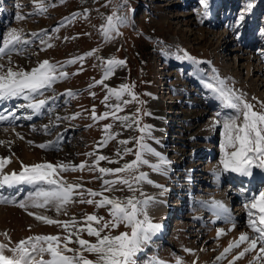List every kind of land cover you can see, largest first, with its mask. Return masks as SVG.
I'll return each instance as SVG.
<instances>
[{"label": "rangeland", "instance_id": "1", "mask_svg": "<svg viewBox=\"0 0 264 264\" xmlns=\"http://www.w3.org/2000/svg\"><path fill=\"white\" fill-rule=\"evenodd\" d=\"M206 4L207 7L200 0H4L0 5V45L12 29H16L22 36V41L10 52L11 64L8 55L0 57V64L5 65L4 70L10 66L13 70L27 71L28 67L35 68L40 62L48 60L56 65L57 74L63 71L68 75L57 79L50 88L42 90V94H36L41 96L38 100L44 99L49 103V113L45 120L39 118L24 122L27 116L25 111L17 112L18 107H12L11 104L10 108L13 109H6L5 104L2 105L0 110L5 115L13 113L15 118L12 116L9 118L14 121L0 123V141L3 138L10 139L11 144L16 143L20 147V134L27 137L24 140L28 143L29 139L33 140L28 145L34 151L29 160L39 161L28 165L44 162L54 165H79L86 162L87 165L83 170L60 171L58 176L65 184L82 185L83 197L74 195L73 202L58 213H54L52 205L46 208L33 207L36 213L51 215L53 220L59 221H71L74 217L78 222L76 227H82L84 217L89 214L103 217L104 221L112 219L109 214L110 206L97 207L95 203L79 202L81 199L99 201L102 198L89 196L86 191L88 189L122 201L133 194L141 200L145 197H152L153 200L161 195L169 206L168 210H163L161 216H155L149 212L148 204V217L153 224L161 227L156 232L149 233L150 239L143 244V251L136 257L137 264H153L154 261L177 264L178 259L182 264H229V255L217 260L224 252L221 237L217 236L213 228L205 229L201 224L196 225L198 220L194 216L200 211L205 219L209 218L211 213L202 201L222 202L223 198H217L221 192L217 191L218 188L223 190L231 186L234 190L242 186L232 183L235 180H230L229 172H224L220 164L222 125L234 113L227 106L211 104L213 113L205 114L202 119L192 123L187 121V113L199 111L200 102L204 105L202 100L206 99V94L193 80L184 79L185 75H192V67L187 71L179 67L183 60L194 62L200 73L206 76L207 82L215 83L214 78L223 79L238 94H245L246 99L255 106L254 110L264 111L260 107L261 102H264V75L260 71H254L249 80L246 66L249 63L251 70L260 68L264 72V0H206ZM249 4L252 5L251 9L248 8ZM40 5L44 10H41ZM113 13L126 18V22H117L116 30L110 31L106 38L103 26L107 24V17ZM18 15L24 19H18ZM199 36L206 39L201 42ZM23 41L29 43L25 44ZM89 52L93 54L86 55ZM186 56L190 58H184ZM80 57L83 59H78ZM109 59L123 60L125 64L114 66L113 74L102 84H98L96 82L104 78L105 71L109 68ZM71 60L76 62L67 63ZM122 84L132 86L136 100H132L128 93H124L119 100L109 95V88L119 89ZM68 90L73 95L69 96ZM105 96H109L107 101ZM156 100L164 101L163 119L175 117L170 124L159 127L154 123L159 118V111L154 107ZM196 100L199 102L190 104ZM124 101L129 103L125 104ZM116 104H120L122 109L117 115L129 117L127 121L116 120L112 116L103 120L93 119V108L96 115L100 116L111 112L112 106ZM175 108L180 112L177 116L167 113ZM210 117L219 122L213 128L209 126ZM51 118L57 124L49 125L46 120ZM43 121L45 124H42ZM106 124L112 125L109 134L114 138L108 140L106 145L98 146L105 139ZM145 125L149 128L142 133L140 129ZM120 141L128 143L122 144ZM141 143L152 149L142 151L143 159L149 163L140 164L132 173L118 175L127 178L143 172L147 174L148 180H158L156 187L141 181L133 184L137 189L135 193L121 184H116L112 191H104L103 181L114 180L117 175H102L98 170H90L97 168L93 163L97 156L108 158L99 161L98 167H123L125 163L135 159V153L141 151ZM41 144H51L52 147L41 148ZM125 149L131 151L126 152ZM8 151L11 157L13 148L10 147ZM208 151L210 154H207ZM156 155L166 157L162 159ZM162 160L168 163H162ZM214 164L222 170L219 182L216 178L212 179L214 174L209 172ZM154 166H158L159 170ZM180 167L181 170H187L184 181L178 177ZM190 179L198 189L193 197L186 199L187 207L178 210L173 203H176L175 199L179 194L175 196L171 189L178 181L187 188ZM216 180L220 183L219 186L213 184ZM257 183L258 187L254 188V192L258 194L264 190V177L256 185ZM33 190L34 187L27 188L22 194L20 192L13 204L7 202L6 205L10 204L11 215L15 213L11 206L26 211L18 205L21 200H27L28 194ZM236 203H233L234 208L238 204ZM246 217L245 220L248 219ZM139 218L143 219V216ZM227 222L224 220L220 225L226 226ZM93 226L100 225L93 222ZM162 226L167 229L164 235L166 238L158 235ZM17 228V225L10 226L9 222L2 224L0 242L4 241L3 233L7 232L14 239V245L29 236L64 237L67 234L62 226L43 221L29 223L26 228L28 235ZM238 228L242 231L249 230L247 224L239 225ZM75 230V227L69 229L73 232ZM110 231L112 235H118L120 232L130 233L131 229L121 224ZM80 236L96 242V237L89 236L86 231L80 233ZM75 240L76 237L73 236V243L68 247L79 248ZM84 255L95 259L93 254L85 252ZM48 258L44 256V259Z\"/></svg>", "mask_w": 264, "mask_h": 264}, {"label": "snow or ice", "instance_id": "2", "mask_svg": "<svg viewBox=\"0 0 264 264\" xmlns=\"http://www.w3.org/2000/svg\"><path fill=\"white\" fill-rule=\"evenodd\" d=\"M201 4L207 7L206 0H200ZM249 4L248 8L251 9ZM41 10L43 6L40 5ZM24 19L23 16L17 17ZM243 19V16H241ZM117 22L125 23L126 18L117 16L115 13L107 17V24L103 26L104 35L107 38L109 32L116 30ZM117 34H119L117 32ZM35 35V34H33ZM22 41L21 34L12 29L3 38L2 45H0V57L8 55L9 64H11L10 52L15 50V45ZM43 43V41H41ZM29 43V41H23ZM95 51V50H93ZM92 52L86 55H92ZM179 58V57H178ZM190 58V57H184ZM78 59H83L80 57ZM75 60L67 63H75ZM108 70L105 71L104 78L96 83L102 84L105 79H108L113 74L114 66L125 64L123 60L109 59ZM62 67V66H61ZM0 64V103L11 101L13 99L23 98L29 101L26 107L32 109L34 112H39L46 104L45 100H34V94H42V90L50 88L51 85L60 78L66 77L68 74L61 71L57 74L56 65L44 60L38 64L37 67L32 68L31 71L13 70L12 67H7ZM215 83L205 82V86L216 94V98L221 100L228 108L233 110L234 114L229 115L223 122L222 141L220 143L221 159L220 164L223 166L224 172L238 173L242 176H252L253 168L264 169V111L254 110V105L250 103L245 94L237 93L234 89L228 87L223 79L214 78ZM91 87V85H90ZM107 88V85H105ZM110 96H115L118 100L124 93H128L132 100H136L132 86L122 84L119 89L109 88ZM69 96L73 95L71 90L67 91ZM92 95H95L92 93ZM109 96H105V101ZM255 99V98H253ZM125 104L129 101H124ZM260 107L264 109V102H261ZM121 105L116 104L112 106L111 112H105L100 116L96 115L95 108L92 111L94 120H103L112 116L113 119L127 121L129 117L118 116L117 113L121 111ZM139 111V109L137 110ZM76 115H79L78 113ZM13 113L9 112L7 115H0V122L9 120ZM31 119V117H28ZM75 118V117H73ZM242 118V119H241ZM138 123V120L136 121ZM219 123V122H217ZM112 125L106 124L104 126L105 139L98 145L104 146L107 141L114 137L109 134ZM47 128V126H45ZM149 126L145 125L140 131L143 133ZM143 140V136L140 137ZM122 144H127L128 141H120ZM6 143L0 141V144ZM31 143V141L29 142ZM41 148L52 147L51 144H41ZM141 151L135 153V159L125 163L123 167L119 168H102L98 167L99 161L108 159L100 155L97 156L93 163L97 168H90L92 171L98 170L103 174H116L117 178L114 180H104V191H112L116 184L125 185L129 191L135 193L137 189L133 184H139L141 181L148 180L147 174L140 172L139 175L129 176L127 178L118 174L132 173L140 164H148V160L143 159L142 151H152L147 145L140 144ZM130 152L131 149H125ZM91 155V153H89ZM158 155V154H157ZM11 162L10 157H0V189L16 186H35L34 190L28 194L27 200H21L19 207L27 209V207L46 208L49 205H54L57 212L65 208L67 204L73 202V196L84 195L82 185L80 184H65L58 178L60 171L68 170H83L87 167L86 162H81L79 165H68L63 163L53 164L50 162L37 163L32 165H23L19 172L12 171L5 172L4 168ZM113 162V161H110ZM162 163H168L162 160ZM156 170H159L158 166ZM216 175V173H214ZM81 189V191H75ZM91 197L101 196L99 201L88 199L87 201L81 199L80 203H95L97 207L110 206L109 214L112 217L109 221H104L103 217H98L95 214H89L84 217V226L76 227L78 222L73 217L71 221L53 220L47 216L35 215L37 220L43 221L47 224H56L62 226L66 235L61 237L59 235H36L29 236L20 240L14 246L0 242V264H137L136 257L138 253L143 251V244L150 239L149 233H154L161 227L159 224H153L147 215V206L152 200V197H145L144 199H137L133 194L126 197L123 201L119 198H110L105 196L103 192H95L91 189L86 190ZM143 195V193H141ZM0 202H14L0 197ZM215 209H224V205L219 201H214L211 205ZM247 210L248 226L255 233L254 237H249L247 233H242L239 238L224 249L217 260L223 259L233 248H238L241 244L247 242V246L233 257L229 264H235L236 260L241 259L246 253L257 249V245H261L255 257L256 261L264 260V191L253 195L248 203L245 204ZM143 219H140V216ZM219 218V214H218ZM93 222L99 224V227H94ZM102 222V223H101ZM121 224L130 228L129 232H120L118 235H112L111 229L118 228ZM76 228L75 232L69 231L70 228ZM233 227L235 225L233 224ZM108 229V232L105 230ZM87 232L89 236L96 237V242H90L81 238L80 233ZM103 233V234H102ZM224 234V230H218L217 236ZM7 237V233H3ZM73 236L76 237L75 243L79 248L73 249L68 247L73 243ZM10 239V238H9ZM191 251V250H186ZM93 254L95 259L87 258L84 253ZM10 253V254H7ZM66 253H72L68 255ZM45 254L49 257L44 259ZM37 257H40L37 259ZM153 264H165L163 261H154ZM177 264H182V261L177 260ZM249 264H252L250 261Z\"/></svg>", "mask_w": 264, "mask_h": 264}, {"label": "bare ground", "instance_id": "3", "mask_svg": "<svg viewBox=\"0 0 264 264\" xmlns=\"http://www.w3.org/2000/svg\"><path fill=\"white\" fill-rule=\"evenodd\" d=\"M204 34H202V35H204ZM205 36H207V35H205ZM200 37H201V40H200L201 42L204 39H206L205 37H202V36H199L198 38H200ZM248 64L249 63H247L246 66L248 68L249 80L252 78V75L254 74V71H257V72L260 71L262 73L261 75H264V72H262L263 71L262 69H260V68H256L255 69L254 68L253 70H251ZM35 66L36 65L34 64V67ZM191 67L193 69V72L191 73L192 75H190V73H189L188 75H185L186 77H184V79L193 80V83L196 86H200V89L206 94V95H204V97L206 96L205 97L206 99L202 100L204 105L201 102L198 103V106H200L199 111H195L194 110L191 113H187L186 120L192 123L194 121H197L198 119H202L205 116V114L210 113L211 110H212L211 104H219V105H221V107L222 106H226V105L221 100L217 99L216 98V94L213 93L210 89H208L205 86V82L207 81L206 80V76L203 75L202 73H200V70L198 69V66L196 64H194V62H190L188 60H183L180 63V67L179 68L187 71L188 68H191ZM32 68L33 67H28L27 71H31ZM263 69H264V66H263ZM173 71H175V70L173 69ZM181 96L177 95V97H181ZM40 97L41 96L39 94L37 96H36V94H34V98L35 99L32 102L38 101V99H40ZM169 97H171V96H169ZM51 101L54 102V99H52ZM163 102H164L163 100H156L155 101V105H154V107L156 109H158V111H159V118L157 120H155L154 123L157 126H159V127L165 126L166 123L170 124V122H172V120H175V117H172V116H170L168 118V120L167 119H163V114H164V106H163L164 103ZM196 102H199V101H197V100L196 101H191L190 104L196 103ZM27 103H29V101H26L23 98H18V99H13L11 101H6V102H3V103H0V107L5 104L4 108L9 109L10 107H7V106L9 104H11L12 106H17L18 107L17 112L18 111H25V113H27L26 114L27 116H26L24 122L25 121L28 122V121L36 120V119H39V118H40L39 120H41V119L45 120L46 119L47 114L49 113V103H48V101H46L45 106L39 112H34L32 109H28L26 107H19L21 105H26ZM204 106H206V108ZM196 109H198V108H196ZM3 112L4 111L0 110V115H3ZM174 112H175V114H174ZM167 113L169 115L172 114V115H176L177 116L178 113H180V112L178 110L176 111V108H175L173 110H168ZM211 113H213V112H211ZM28 117H31V119H29ZM21 119H23V118H21ZM208 120H209L208 121L209 122V126H211L213 128L216 125L217 121L213 117H210ZM9 121H14V119L9 118V120L2 121L0 123H5V122H9ZM46 121L49 122V125H52V126H53V124L56 123V121L54 119H52V118L51 119H47ZM43 123L45 124V121H43L42 124ZM176 124H179V123H175V125ZM199 124L200 123H198V125ZM3 127H4V125H3ZM186 130H188V128ZM59 132H61V131H59ZM19 136L22 137V142L20 144V147L17 146L16 143H12L11 144L10 143V139H6V138L2 139V141H5L6 143L0 144V157H10V154H9L8 150H9L10 147L13 148V151H12L13 153H12V155L10 157L11 158V162L4 168L5 172H8V173H10L12 171L19 172L21 170L22 164L23 165H28L29 163L31 164V163H36L37 161H39V160H33V161L29 160V157H31L34 154V151L31 148H29V146H28L29 143L24 140L27 137L24 136L23 134H20ZM29 140L33 141L31 139H29ZM198 151H197V154H198ZM207 154H210V151H208ZM156 157L162 158V157H166V155H161V156L160 155L159 156L156 155ZM180 162H182V161H180ZM200 163H202V160H201ZM213 166H215L216 168L213 167ZM213 166H211L209 168V170H210L209 172L213 173V174L216 173V175H213L212 179L216 178L218 180V178L222 174V170L221 171L219 170V166L217 164H214ZM181 168L182 167H180L178 169L179 178L185 177V175L187 174L186 173L187 170H181ZM213 168H215V169H213ZM229 176H231V178H232L230 180H233V181L235 180L234 182L239 183L238 180L236 179V177H238V173H233V172L229 171ZM249 177H250V179L253 182H257L260 178L264 177V169H259V168H255L254 167L253 168V175L249 176ZM228 178L229 177L226 176V179H228ZM153 179L154 178H151V180H150V181H152V183H150V186H153V187L155 186L156 187L155 183H157L158 180L156 181V180H153ZM192 179H190L188 181V184H189L188 188L182 187L183 184H184V183H182L181 186H180V184H178L172 190L173 193L175 192V196L179 194V196H177L176 199H175L176 203H173L174 205H176V207H180V206H183V208L187 207V205H186L187 200L186 199L194 196V192L198 188L193 184L194 182H193ZM217 180H216L217 185H216V183L213 182V184H215V186H219V184H220V183H218L219 180H218V182H217ZM244 180L248 181L247 179H244ZM142 182H147V181H142ZM248 184L250 185V183H248ZM255 185H256V183H255ZM30 187H32V186L23 185V186H16V187H12V188L5 187V188L0 189V197L5 198L6 200H9V201H16L17 200L16 198L19 195V193L21 192V189L23 188L25 190V189L30 188ZM231 188H232L231 186L230 187L228 186V188L225 187V189H223V190H221L220 188H218L219 190H217V191H221L219 193V195L217 196V198L219 196H220L219 198H223V199H221V201L223 200L221 203L224 205V209L223 210L213 208L211 205L213 204L214 201H209L208 202V201H202V199H201L200 202L202 201V204H204L207 207V209L209 210L211 215L209 216L208 219H205L206 217H204V215L200 211H198V213L196 212L197 214H195V216H194L198 220L196 225L201 224V225H203L202 226L203 228L205 227V229H206V227L209 228V229L213 228V231L216 234H217L218 230H221V229L224 230V234L220 235V237H221L220 241L222 242V244L224 246V249L226 247H228L229 243L237 240L242 233H247L249 235V237H254L255 236V233H253L252 229L248 226L249 217H246L247 210L245 208V204L248 203L249 199L253 195H256L257 193H255L254 190H252V188H250V190H248L244 194H240V192H238L236 190H233ZM17 191H19V192H17ZM230 197H232L233 200L231 201V207L229 208L230 204H228V203H230ZM184 202H185V204H184ZM234 202L238 203V204L236 203L237 205L235 206V208H234V205H233ZM0 204H5V205H0V227H2V224L6 223V222H9L10 226L17 225L20 228L21 231H25L24 234H26V235L29 234L28 230L26 229L28 224L40 221V220H37L35 218V215H29L30 212L31 213H35L36 215L47 216V217L53 219L51 215H48V214H45V213H44V215L36 213L35 209L32 206L31 207H27L26 211L25 210L24 211H20L17 207L11 206L12 209L14 208V210H15V213L14 214L12 213L13 215H11L10 214V204L6 205L7 202H0ZM11 204H13V203L11 202ZM52 207H53L54 213H58L56 211L55 206L52 205ZM168 207L169 206L164 202V199L161 197V195H157L156 197L153 198V200H151L149 202L148 210H149V212L152 215L161 216L163 214V210H165V211L168 210ZM171 209H172V207H171ZM218 214H219V218H218ZM53 217H58V216H53ZM245 217L248 218V219L245 220L244 219ZM224 220H227L228 224L226 223V226L220 225V222H223ZM233 224L235 225V227H233ZM242 224H247V227L249 228V230H247V231L240 230L238 228V226L242 225ZM19 228H17V229H19ZM199 229H200V227H199ZM158 235H161V234H158ZM3 240L5 241V243L7 242L6 244H9L10 247L14 246V242H13L14 239H12V237H10V234L8 232H7V237L5 236L3 238ZM246 246H247V242L244 243V244H241L238 248H233L229 253L226 254V255H229L228 256V260L231 261L233 259V257L236 256L240 251H243V249ZM260 246L261 245L258 244L257 245V249L246 253L244 257H242L239 260H236L235 264H249L250 261L252 262V264H264V260H261V261H256L255 260V257H256V255H257V253L259 251ZM7 254H10V253H7ZM45 256H47V254H45ZM37 258H40V257H37ZM165 264H169V262L165 261Z\"/></svg>", "mask_w": 264, "mask_h": 264}]
</instances>
